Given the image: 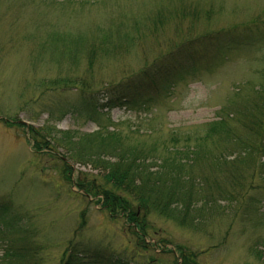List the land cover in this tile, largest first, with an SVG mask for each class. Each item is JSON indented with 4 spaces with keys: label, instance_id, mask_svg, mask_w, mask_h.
<instances>
[{
    "label": "rangeland",
    "instance_id": "rangeland-1",
    "mask_svg": "<svg viewBox=\"0 0 264 264\" xmlns=\"http://www.w3.org/2000/svg\"><path fill=\"white\" fill-rule=\"evenodd\" d=\"M213 31H221L213 46L178 75L119 108L85 107L81 88L125 81L187 39ZM230 36L237 40L228 44ZM201 40L210 43L212 36ZM66 77L78 83L63 84ZM255 89L264 90V0H0V198L20 227L0 237L27 238L40 247L43 264H60L72 249L84 250L80 264H180V247L198 264H264L260 190L244 200L226 197L210 210L205 204L196 227L149 215L143 245L135 224L109 214L79 186V180L103 184L102 169L70 161L68 180L59 159L64 150L51 144L38 152L27 128L129 135L139 129L142 137L133 134V143L154 144L164 156L163 143L173 135L179 145L194 146L183 137L203 134L222 106ZM204 145L209 150V140ZM196 164L192 176L209 175L208 164ZM2 249L0 242V256Z\"/></svg>",
    "mask_w": 264,
    "mask_h": 264
},
{
    "label": "trees",
    "instance_id": "trees-1",
    "mask_svg": "<svg viewBox=\"0 0 264 264\" xmlns=\"http://www.w3.org/2000/svg\"><path fill=\"white\" fill-rule=\"evenodd\" d=\"M158 16L164 18V15ZM220 32L213 31L195 39H187L161 60L125 81L104 86V89L97 91L89 89V85L85 89L81 88L82 92L88 94L87 98L84 97L85 107L96 112L99 109L110 111L123 106L128 98L165 81L169 76L177 74L183 65L192 63L201 51L213 46L215 34ZM209 35L212 36L210 43L201 40ZM235 40L236 37L230 36L227 43ZM81 80V85L87 83ZM77 83V79L71 77L63 79V84ZM96 94L99 96L96 97ZM241 96L240 101H235L230 107L222 106L217 118L206 124L203 134L197 132L193 136L183 137L185 143L190 142L188 140L195 143L194 146L183 144L186 151L180 148L183 145H179L177 135L164 142V156L156 153L158 150L154 144L145 147L138 139L135 140L140 142L133 143V134L142 137L143 132L139 129L129 131V135L128 132L108 128L92 133H54L50 131L51 128L46 133L30 126L27 128L33 136L32 146L38 152L43 148H51V144L64 150L62 155L58 154L63 161L62 172L68 180H71L72 174L70 161L101 168L103 184L91 181L84 184V181L79 180V186L84 188L87 195L97 197V201L101 202L109 214L122 215L127 222L135 224L141 231L138 234L139 241L144 245L145 237H141L144 235L141 227L145 226V219L149 215L196 227L195 219L206 210L205 204L209 203L210 210L211 205L219 204L226 197L244 200L246 194L255 189L264 194V90L255 89L251 95ZM206 140H209V150L203 147ZM196 163L208 164L209 175L203 170L192 176ZM206 176H209V189L203 188ZM8 207V201L0 198V233H17L20 229L17 226L18 219L8 212ZM0 242L3 246L0 264H43L40 247L27 238L0 237ZM83 252L75 249L64 252L60 264H80ZM179 252L180 264H198L191 252L181 247ZM117 260L121 264H130L128 261Z\"/></svg>",
    "mask_w": 264,
    "mask_h": 264
}]
</instances>
